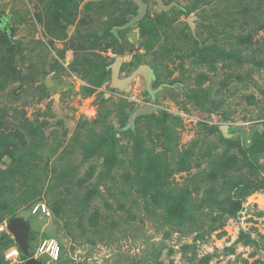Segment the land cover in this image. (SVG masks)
<instances>
[{
    "label": "rangeland",
    "instance_id": "374dc122",
    "mask_svg": "<svg viewBox=\"0 0 264 264\" xmlns=\"http://www.w3.org/2000/svg\"><path fill=\"white\" fill-rule=\"evenodd\" d=\"M145 1L0 0V264H264V0Z\"/></svg>",
    "mask_w": 264,
    "mask_h": 264
},
{
    "label": "water",
    "instance_id": "95a60500",
    "mask_svg": "<svg viewBox=\"0 0 264 264\" xmlns=\"http://www.w3.org/2000/svg\"><path fill=\"white\" fill-rule=\"evenodd\" d=\"M136 7H137V14L132 17L128 22L121 26H115L116 28H124L126 26H129L133 24L134 22L139 21L146 13L147 10V2L145 0H130ZM156 6L162 10L167 11L174 6V3L165 4L163 0H152ZM5 20V17L0 13V27L2 29H5L4 25H1ZM188 24L190 25L191 30H193V26L190 23L189 18L187 19ZM123 64V56L118 55L115 57L112 64H110L107 69L110 70V80L112 83V88L118 89V90H124L127 85L137 76H142L145 79V85L148 88L149 83L152 80V72L150 68L147 65H141L136 70H134L129 76L125 78H119V72L121 69V66ZM47 86H49V81L47 80L45 82ZM153 111V107L150 105H146L142 108L136 109L130 116L127 122L126 127L133 128L135 120L138 116L149 114ZM220 132L223 137H228V135L225 132V126H221ZM6 230L13 236V239L15 241V244L20 248L21 252L25 257L28 256V248L29 245L27 244L28 239V231H29V225L26 223V221L22 218H14L12 219L6 226ZM24 264H44L41 260H36L33 258H28L24 261Z\"/></svg>",
    "mask_w": 264,
    "mask_h": 264
},
{
    "label": "built area",
    "instance_id": "2783aa9c",
    "mask_svg": "<svg viewBox=\"0 0 264 264\" xmlns=\"http://www.w3.org/2000/svg\"><path fill=\"white\" fill-rule=\"evenodd\" d=\"M32 214H42L48 215V209L45 204H38L32 208ZM15 250L19 253L18 256L13 257L11 256V252ZM28 252V256L25 257L26 260L28 258H33L36 260H41L43 263L48 264L47 262H57L60 257V246L56 240L52 238H46L39 241L38 245L35 247L34 251L31 253ZM23 253L21 252L20 248L15 244V247L8 251L5 254L6 260H16L20 259ZM47 260V261H45Z\"/></svg>",
    "mask_w": 264,
    "mask_h": 264
},
{
    "label": "trees",
    "instance_id": "16d2710c",
    "mask_svg": "<svg viewBox=\"0 0 264 264\" xmlns=\"http://www.w3.org/2000/svg\"><path fill=\"white\" fill-rule=\"evenodd\" d=\"M122 25H123V24H122ZM115 26H120V25H119V24L113 25V26L111 27V29H110V33L113 35V37L117 38V40H118V31H119V28H116ZM12 219H14V217L11 218V220H12ZM11 220H10V221H11ZM30 255H31V253H30ZM21 258H22V262H24V261L26 260V258H25L24 255H22ZM67 264H69V263H67Z\"/></svg>",
    "mask_w": 264,
    "mask_h": 264
},
{
    "label": "clouds",
    "instance_id": "9594fccd",
    "mask_svg": "<svg viewBox=\"0 0 264 264\" xmlns=\"http://www.w3.org/2000/svg\"><path fill=\"white\" fill-rule=\"evenodd\" d=\"M18 255H19V253L16 252L15 250H13V251L11 252V256H13V257H16V256H18Z\"/></svg>",
    "mask_w": 264,
    "mask_h": 264
},
{
    "label": "flooded vegetation",
    "instance_id": "af4514ba",
    "mask_svg": "<svg viewBox=\"0 0 264 264\" xmlns=\"http://www.w3.org/2000/svg\"><path fill=\"white\" fill-rule=\"evenodd\" d=\"M3 23H1V25H2ZM1 28V27H0ZM2 29V28H1ZM3 31H5L6 29H2ZM151 70V69H150ZM152 72V71H151ZM151 76H152V79H153V74H151ZM143 79H144V77H142ZM144 81H145V79H144ZM149 88V87H148Z\"/></svg>",
    "mask_w": 264,
    "mask_h": 264
}]
</instances>
